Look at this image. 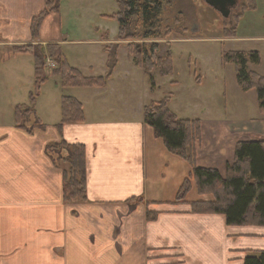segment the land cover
Listing matches in <instances>:
<instances>
[{"label":"crops","instance_id":"0c3cea01","mask_svg":"<svg viewBox=\"0 0 264 264\" xmlns=\"http://www.w3.org/2000/svg\"><path fill=\"white\" fill-rule=\"evenodd\" d=\"M43 5L44 0H0V67L8 72L0 73L8 83L0 91V264H244L245 257L264 251V226H229L223 215L196 214L190 202H174L191 167L143 122L144 106L168 97L178 118L200 121L197 166L225 176L238 143L264 140L255 91L238 88L233 66L223 65L220 57L205 73L188 55L178 74L172 47L182 41L175 40L170 42L173 72L163 78L153 69L151 90L149 77L127 54L126 41L99 29L87 27L85 36L83 31L71 36L58 26L46 33V24L60 13L52 14L39 40L31 39L30 21ZM236 25L235 38L227 40L242 48L230 51H256L260 63L247 69L264 76V0H255V8L244 11ZM242 26L246 33L240 35ZM31 43L59 44L63 59L85 77L103 76L107 46L118 48L106 87L62 92L58 76L48 74L35 106L45 129L29 135L14 127L13 108L27 102L32 59L12 48ZM165 79L171 82L161 92ZM207 85L213 89L201 90ZM63 95L82 104L84 122L66 124L59 133ZM61 140L85 147L86 202H63L61 167L45 153L47 144ZM147 211L157 214L154 220H147Z\"/></svg>","mask_w":264,"mask_h":264},{"label":"trees","instance_id":"16d2710c","mask_svg":"<svg viewBox=\"0 0 264 264\" xmlns=\"http://www.w3.org/2000/svg\"><path fill=\"white\" fill-rule=\"evenodd\" d=\"M118 10L115 13L117 38L130 41L127 45L129 55L135 64L147 75L157 68L159 75L169 76L172 73L170 53L159 55L160 43L152 42L149 49L141 51L138 41H158L165 39L170 32L161 34L158 29V18L163 0H115ZM240 13L234 17L235 24L230 29L224 28L222 35L233 38L236 24L247 9L255 8V0H244ZM62 0H44L42 10L30 21V35L38 39L43 21L51 14L59 12ZM112 18V17H111ZM134 26L138 31L130 32ZM133 30V29H132ZM116 47L107 48V72L100 77H85L61 58L58 45L48 44L24 45L13 47L14 54L32 56L34 82L28 94L27 104H19L13 110L15 128L33 134L34 130H44L45 125L36 117L35 104L42 85L47 81L44 72L45 57L57 61L58 68L53 71L59 77L61 87H105L116 64ZM222 64L234 68L238 88L243 92L255 91L258 111L264 114V76L247 69L248 65H258L260 56L256 51H227L221 56ZM151 89L154 81L150 78ZM168 99L163 98L150 102L143 109V121L153 134L163 141L165 148L172 154L185 160L191 170L183 180L175 196V203H184L187 192L194 186L198 199L189 203L191 211L196 214H219L225 217L229 226H264V140L238 143L235 158L226 166L225 176L214 168L198 167L196 148L201 140L200 122L197 119H179L168 106ZM84 121L83 108L73 97L62 96L60 100V120L55 126L60 133L66 124H77ZM46 155L62 171V198L65 203L74 201L86 202V155L82 144H69L61 140L49 143L45 148ZM206 196V199H203ZM155 212L147 211L146 218L151 221ZM244 264H264V251H256L244 258Z\"/></svg>","mask_w":264,"mask_h":264},{"label":"rangeland","instance_id":"374dc122","mask_svg":"<svg viewBox=\"0 0 264 264\" xmlns=\"http://www.w3.org/2000/svg\"><path fill=\"white\" fill-rule=\"evenodd\" d=\"M244 3L245 1L243 0H237L236 6L230 12V16L223 18L216 10L209 7L204 0H163L161 13L158 18V29L161 34L170 32V35L158 41H139L141 44V51L146 48L149 49L150 43L158 42L160 43L158 54L161 56L165 55L167 49L170 48V42L175 40L182 41L175 42L172 47V53L175 56L176 73H181L182 68L180 69V67L181 63H183L182 60H184L183 67L186 69L185 57L188 55H190L192 59H195L197 63H201L203 67L202 72L205 68V73H207L212 66L220 62L222 50L230 51V49L235 47L237 49L242 48L238 45L240 43H231L232 41L227 40L229 38H225L222 35V31L224 28H232L234 23L232 15L238 12L240 6L242 4L244 5ZM117 10L118 5L115 0H62L60 14L55 16L56 18L51 24H48V26L46 24V27H48L46 33H48L51 27L60 26L63 32H69L71 36H76L78 32L82 31L85 36L86 28L89 27L92 30L99 29V32L102 34L106 33L105 35L109 37L117 38V22L114 17ZM132 29L130 28L129 31H135V33L138 31L134 26H132ZM245 33L246 30L242 26L240 35ZM220 38H222V40H220ZM244 44L246 46H252L254 43ZM173 66L174 65H172V70ZM192 66L191 64L190 67ZM25 68L26 66L23 65L24 72ZM193 72H196V74L200 76L198 70L195 69ZM0 73L7 74L8 72L0 67ZM143 74L145 73L143 72ZM225 77L229 80L228 76ZM156 80H159L158 76ZM163 81L166 82L160 84L162 89L161 92H164L166 86L171 82L170 79H165ZM6 86H8V83H4V81L0 79V91L6 90ZM217 87L218 86L215 85L214 89H217ZM210 88L211 87L207 85L205 88H201V90L213 89ZM170 89L174 91L178 90L176 87ZM222 90L224 89L222 88ZM61 91L64 92V88H61ZM161 92L158 96H161ZM197 199L195 188H192V190H189L185 195L184 201L192 202Z\"/></svg>","mask_w":264,"mask_h":264},{"label":"water","instance_id":"95a60500","mask_svg":"<svg viewBox=\"0 0 264 264\" xmlns=\"http://www.w3.org/2000/svg\"><path fill=\"white\" fill-rule=\"evenodd\" d=\"M206 4L216 9L223 17H228L229 8L235 5V0H204Z\"/></svg>","mask_w":264,"mask_h":264},{"label":"flooded vegetation","instance_id":"af4514ba","mask_svg":"<svg viewBox=\"0 0 264 264\" xmlns=\"http://www.w3.org/2000/svg\"><path fill=\"white\" fill-rule=\"evenodd\" d=\"M235 2L237 3V0H235ZM235 7V6H234Z\"/></svg>","mask_w":264,"mask_h":264}]
</instances>
